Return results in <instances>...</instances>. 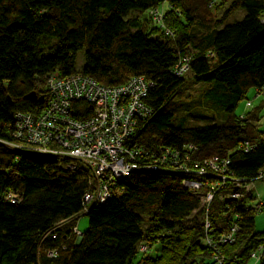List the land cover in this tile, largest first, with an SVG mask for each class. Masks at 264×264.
<instances>
[{"label": "trees", "instance_id": "trees-1", "mask_svg": "<svg viewBox=\"0 0 264 264\" xmlns=\"http://www.w3.org/2000/svg\"><path fill=\"white\" fill-rule=\"evenodd\" d=\"M224 1L0 0V264H132L140 243L147 244L141 253L154 243L158 253L135 264H213L203 242L199 198L181 186L180 173L132 171L117 180L102 203L87 206L86 228L76 241L68 227L82 210V195L93 181L90 171L79 163L67 169V158L5 142L13 140L14 113L37 114L44 106L49 73L79 72L105 86L141 75L151 83L143 99L151 114L137 123L131 142L149 149L191 143L196 147L191 159L215 154L227 158L235 176L254 177L264 162V130L257 127L264 98L259 96L261 104L241 120L234 107L251 89L264 93V0H228L214 17L212 9ZM162 3L160 26L147 10ZM237 9L243 16L225 23ZM79 50L83 62L75 70ZM183 55L190 56L188 70L175 76L171 69ZM188 71L192 80L209 84L205 106L220 114L219 122L186 125L168 111ZM30 92L34 97H25ZM213 94L220 99L215 104L209 100ZM244 142L252 146L243 150ZM249 199L216 194L210 202L207 214L214 226H240L235 241L221 245L230 259L223 264H245L264 237L242 207ZM61 220L54 236L45 234ZM143 223L149 225L145 231ZM48 248L56 253L46 255Z\"/></svg>", "mask_w": 264, "mask_h": 264}, {"label": "built area", "instance_id": "built-area-1", "mask_svg": "<svg viewBox=\"0 0 264 264\" xmlns=\"http://www.w3.org/2000/svg\"><path fill=\"white\" fill-rule=\"evenodd\" d=\"M162 10L160 6L147 10L150 18L160 26ZM261 21H264V15ZM164 34L171 35V32L164 29ZM208 55L212 56V53L208 52ZM189 58L188 55L178 58L171 69L173 75L181 76L188 70ZM45 84L47 100L37 114L14 113L13 140L5 142L8 146L34 154L67 158L65 167L70 170L76 163L87 168L93 181L82 195V214L88 205L102 203L112 192L115 182L132 171L180 173L181 186L199 198L203 242L212 263L223 264L230 260L221 251V245L232 244L240 226L236 222L214 226L208 218V207L216 194L233 199L247 195L254 198L255 181L264 176V162L254 177L242 179L233 174L225 157L211 154L191 159L189 154L196 149L191 143L180 148L158 144L149 149L131 142L137 123L151 114V108L143 101L151 83L141 75L131 76L116 86H105L79 72L58 77L55 71L47 75ZM259 96L264 98L263 91L255 92L253 98ZM252 99L243 102L237 113L238 120L252 108ZM251 146L244 142L242 148L247 150ZM14 196L8 194L6 197L13 202ZM242 207L254 215L264 209V199L256 196L254 202H244ZM63 222L65 220L59 221L45 234L54 236V228L62 226ZM68 228L76 237L80 236L75 224ZM146 249L145 243L137 246L140 252ZM45 253L52 256L56 248H48ZM247 255L249 264H264V237Z\"/></svg>", "mask_w": 264, "mask_h": 264}, {"label": "rangeland", "instance_id": "rangeland-1", "mask_svg": "<svg viewBox=\"0 0 264 264\" xmlns=\"http://www.w3.org/2000/svg\"><path fill=\"white\" fill-rule=\"evenodd\" d=\"M228 0H225L219 8L212 9V15L219 17L222 9L225 7ZM166 3H162L160 7L163 9ZM140 16L145 17V12L142 11ZM243 16V10H235L226 20L225 23H230L235 20H239ZM83 62V50H79L76 53L74 69L79 70ZM185 87L179 92L175 93L172 98L168 101V111L173 117L182 118L186 125L204 124L211 122H219L221 116L219 113L213 112L212 106H205V92L209 87V84L203 82H196L192 80L190 72L188 71L184 75ZM209 100L212 104L219 102L218 96L209 95ZM253 100V99H252ZM245 101V100H244ZM243 100L238 102L234 107V113L237 114L243 107ZM261 118L257 122V127L260 130H264V109L261 112ZM257 191L252 193L253 197L259 196L264 199V177L255 181ZM255 197L249 199L248 204L255 201ZM200 203V202H199ZM191 212L190 214H192ZM253 230L256 232L264 231V209L256 212L253 216ZM87 218L82 213H79L75 220V227L77 231L82 232L86 228ZM142 229L145 231V227L149 226L148 223H143ZM165 231L158 232L163 234ZM167 233V232H165ZM158 245L156 243L151 244L145 253L139 251L136 252L132 259V264H135L139 258L143 255L155 256L158 253ZM250 261H248V264Z\"/></svg>", "mask_w": 264, "mask_h": 264}, {"label": "crops", "instance_id": "crops-1", "mask_svg": "<svg viewBox=\"0 0 264 264\" xmlns=\"http://www.w3.org/2000/svg\"><path fill=\"white\" fill-rule=\"evenodd\" d=\"M254 93H255V91H254V89H251L250 91H249V93H248V98H253L254 97ZM252 108L253 107H256V106H259V104H261V101H260V98L259 97H256V98H253V100H252ZM242 109V108H241ZM257 110H263L262 108L260 109V108H258ZM241 111V110H240ZM255 190L257 191V189H256V186H255V189H254V192H255Z\"/></svg>", "mask_w": 264, "mask_h": 264}, {"label": "water", "instance_id": "water-1", "mask_svg": "<svg viewBox=\"0 0 264 264\" xmlns=\"http://www.w3.org/2000/svg\"><path fill=\"white\" fill-rule=\"evenodd\" d=\"M25 97H31V98H33L34 97V93L33 92H30V93L26 94ZM78 240H79V237L76 238V241H78Z\"/></svg>", "mask_w": 264, "mask_h": 264}]
</instances>
